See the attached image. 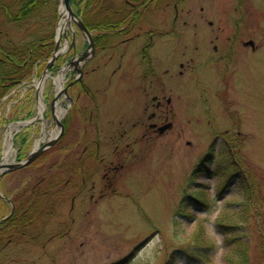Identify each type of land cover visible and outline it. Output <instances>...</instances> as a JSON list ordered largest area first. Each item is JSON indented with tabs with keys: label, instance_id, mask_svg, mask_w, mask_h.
Masks as SVG:
<instances>
[{
	"label": "rangeland",
	"instance_id": "1",
	"mask_svg": "<svg viewBox=\"0 0 264 264\" xmlns=\"http://www.w3.org/2000/svg\"><path fill=\"white\" fill-rule=\"evenodd\" d=\"M106 1L115 13L111 14L114 20L131 10L138 9L139 15L129 34L133 39L120 43L123 37L108 38L107 45L113 44L114 50L97 48L85 67L82 82L96 98L100 121L133 115L134 108L123 92L128 82L126 74L132 72L131 80L143 69L140 47L153 32L154 45L147 51L156 67L163 70V62L172 65L173 60L177 64L193 59L185 74L192 94L187 117L191 123L184 120L179 124L184 130L176 141L166 135L154 146L143 144L125 158L122 170L109 174L113 173L112 182L105 175L109 162L117 160L104 144L98 157H93L94 163L92 157L85 162L88 166L82 170V178L76 170L60 172L58 160L64 147H69L64 150L68 163L72 154L89 143L91 93L79 97L74 93L79 88H70L66 95L73 102L62 93L58 108L65 113L58 120L70 126L34 164L0 180V193L9 199L23 193L24 186L39 189L37 206L23 215L28 224L11 231L9 239H0V249L9 243L0 250V264H264V0ZM4 2L10 5L11 0ZM174 5L177 21L169 29ZM78 7L83 9V3ZM55 16L58 23L57 1ZM92 20L97 22L100 15ZM207 21L213 22V28ZM33 22H26L25 30L23 24L5 22L0 14V41L18 44L31 39L28 34L38 27H33ZM194 24L196 27H192ZM73 29L82 47L83 36L74 24ZM211 29H217L221 38L237 35L252 40L255 54L249 56L248 50L239 48L225 74L215 75L204 65L202 48L203 42L213 39ZM145 30L148 33L143 35ZM172 30L169 36L161 37ZM223 61L215 65L217 69ZM42 68L39 65L34 70L35 79ZM58 73L51 72L53 78L43 83L41 118L35 83L18 88L2 101L0 158L8 130L14 138L17 161L25 158L37 139L43 142L58 134L50 110V101L58 93L54 79L62 76L61 89L70 82ZM232 111L237 122H233ZM30 119L26 126L13 130L17 122ZM235 125L240 136L233 148L228 149L218 138L216 148L211 150L213 135L222 136L225 130L231 135ZM109 127L102 130L110 133ZM78 128L84 137L81 145L76 144L74 135ZM91 148L89 145L85 153ZM101 158L105 163H100ZM48 189V196L40 195ZM9 211L10 205L1 199L0 219Z\"/></svg>",
	"mask_w": 264,
	"mask_h": 264
},
{
	"label": "flooded vegetation",
	"instance_id": "2",
	"mask_svg": "<svg viewBox=\"0 0 264 264\" xmlns=\"http://www.w3.org/2000/svg\"><path fill=\"white\" fill-rule=\"evenodd\" d=\"M174 9L175 14L169 29H173L177 21L178 11L176 5H174ZM132 12L134 13V17L137 18V15H139L138 9L133 10ZM130 22L131 20L129 23ZM134 22L135 21H133L132 24L126 23L120 27L111 24V29L107 32L106 45H96V48L101 47L102 49H106V47H109V49L113 51L115 48L114 45H107L108 38L123 37V39L120 40V43H125L126 41L133 39L134 37L129 36V34L134 29ZM183 23L185 25L187 24L186 21H183ZM207 26L213 28V22L207 21ZM192 27H196V24ZM172 32L173 30L165 31L163 32L164 36L161 37L169 36ZM147 33V30L143 31V35ZM209 34L213 36V39L202 43V48L204 50L203 54L206 55L204 65L205 67H210L212 73L215 75L225 74L228 66L232 64L233 59L238 55L239 48L248 50L249 56L255 54L256 47L250 39L242 40L237 35H230L221 38L219 36L220 32L217 29H211ZM154 35L153 32H150L148 36L145 37L146 42L140 47L139 61L140 67H143V69L139 70L136 74H133L131 80L129 79V75L132 72L126 74L128 82L124 85L123 92L126 95V101L128 104L134 108L133 115L119 116L113 120H111V117H107L105 122H101V115H99L100 110L96 98L90 92V89L88 90L87 87L83 85L82 80L85 74H82L80 84L77 86L79 89L74 93L75 96L79 95V97H82L84 93H91L89 96V126L91 129V137H89V143L87 142L88 145H85L79 153L71 155L70 161H68L69 164L67 163L65 152L69 147H64L60 151V158L58 160L60 172L68 173L70 171L75 172L76 170L81 175L80 177L84 178L82 170L88 166L85 162L88 159H91V157H98L102 146L106 144L108 150L115 157L114 161L116 162L117 160L116 163L113 161L109 162L105 175L108 182H112L111 177L113 173L111 175L109 174L114 171L116 173L122 170L125 167V163L123 162L125 161V158L136 153L143 144L154 146L166 135H171L173 140L176 141V139L182 135L184 130L183 127H179V124H183L184 120H187V123H191L190 119L187 117L190 112L188 108L192 103V94L191 86L188 83L189 79L185 74L191 69V62L193 59L189 58L185 59V61H177V64L173 60V62H171L173 63L172 65L163 62V70L156 67L155 59L152 55L151 57L147 51L153 48ZM181 54L185 55L184 52ZM112 58L113 57L109 56V59ZM223 60H225V62ZM221 61H223V64L217 69V66L215 65H218ZM175 67H177L178 70L175 69ZM116 72L117 68L112 72L113 77L116 76ZM216 93L219 95L217 89ZM84 111L85 109L83 108L80 115H82ZM232 112H229V114H232L233 122H237L236 113L235 111ZM76 123L77 121L71 124L74 127ZM68 124L67 121H64L65 128L70 126V124ZM101 124L103 127L110 126L109 129L112 128V131L107 133V131L102 130L103 127ZM234 129L235 130H233L234 132H232L231 135H229L227 130L224 131L222 136L218 134L213 135L214 142L211 144V150L216 148L215 142L218 138L220 139V142L223 141V143L227 144L229 147L228 149H232L234 141L240 136V132L236 129V125ZM101 133L104 135L101 136ZM74 135L77 140L76 144L81 145V140H83L84 137L79 133V128L74 130ZM89 145L92 148L86 154L85 152ZM95 160L96 158H93L92 162L94 163ZM102 160L105 163L104 158L99 159L100 163H102ZM113 164L116 165L113 166ZM71 167L72 169H70ZM93 172L94 171L91 170V174ZM69 177H72L70 173Z\"/></svg>",
	"mask_w": 264,
	"mask_h": 264
},
{
	"label": "trees",
	"instance_id": "3",
	"mask_svg": "<svg viewBox=\"0 0 264 264\" xmlns=\"http://www.w3.org/2000/svg\"><path fill=\"white\" fill-rule=\"evenodd\" d=\"M55 2V0H11L9 2L10 5H8L4 0H0V14L5 22L18 26L23 24L25 30H27L26 22L33 19L32 26H38L28 34V37H31V39H23L18 44L0 41V98L13 86L30 79L35 72L34 70L39 65H43L50 57L53 49L52 40L56 24ZM80 3H83V9L78 7ZM70 4L87 28L89 30H98L97 32L107 30L111 24L118 27L129 20H131L130 23L132 24L135 20L134 16L132 18L128 14V16L125 15L121 19L114 20L111 14L115 15V13L108 8L106 0H70ZM45 8L47 12H44L46 14L44 16L42 10ZM96 14L100 15V20L93 22L92 18ZM1 34L0 31V36ZM106 37L104 34L95 36V44L104 46ZM26 168L20 171H24ZM36 188L30 187L28 189L24 186L23 193L12 199L15 205L14 211L7 220L0 223V239L8 238L11 231L28 224L29 221L25 220L23 215L31 207L37 206L35 203L36 197L39 196V189L36 190ZM48 191L49 189L42 191L40 195L48 196ZM27 197L28 199L26 200ZM7 245L9 243L2 245V249L0 250H3V247Z\"/></svg>",
	"mask_w": 264,
	"mask_h": 264
},
{
	"label": "water",
	"instance_id": "4",
	"mask_svg": "<svg viewBox=\"0 0 264 264\" xmlns=\"http://www.w3.org/2000/svg\"><path fill=\"white\" fill-rule=\"evenodd\" d=\"M64 9L68 13L69 21L74 23L76 27L79 29L81 34L85 37L87 41V48L84 52L80 53V56L73 57V59L66 65V68H71L72 73L75 72L80 77L82 75L81 67L82 65L91 57V55L94 53V47H93V41L92 36L90 32L88 31L87 27L84 25L80 17L73 11L69 0H62ZM64 38L67 37L66 33L63 34ZM60 39L61 35L57 34L55 38V46L52 52V55L41 75L40 80H43L52 66V64L56 61L57 57L62 53V51L59 49L60 46ZM74 46V34L72 32L71 37V43L70 47ZM78 80V79H77ZM68 87L64 88L62 92H66ZM61 92L55 97V99L51 103V111H52V117L55 123L60 127V133L54 137L53 139L47 141L45 144H43L40 148L32 150L29 155L21 162H13V163H2L0 162V179L10 172L22 169L26 166H28L31 162H33L44 150H46L48 147L52 146L58 138L63 134L64 128L62 124L56 119V116L54 114V102L57 100L58 96H60ZM2 197V195H0ZM9 203H11L10 200L6 199ZM9 216V215H8ZM7 216V217H8ZM6 217V218H7Z\"/></svg>",
	"mask_w": 264,
	"mask_h": 264
},
{
	"label": "bare ground",
	"instance_id": "5",
	"mask_svg": "<svg viewBox=\"0 0 264 264\" xmlns=\"http://www.w3.org/2000/svg\"><path fill=\"white\" fill-rule=\"evenodd\" d=\"M59 11H60V19H59V23H58V27H57V31L58 34H62L64 33L68 27L72 28L71 23L69 21V17H68V13L67 11L63 8V6L60 4L59 6ZM56 85H57V90L59 91L63 82V78L62 77H56ZM36 85L39 92H41L42 90V82L37 83ZM44 110V104L43 101L41 99V93L38 96V118L42 116ZM55 113H56V118H60L64 113L65 110H61V108H58L57 106H55ZM26 123H19L17 124L15 127H17L16 129L13 128L14 131H17L18 129H21L23 125H25ZM43 131H44V125H43ZM10 135H11V130H8L5 136V146H4V150H3V158L4 161H9L10 159H12L15 155V149L12 146L11 142H10ZM41 138L37 139L35 142V147H38L41 143Z\"/></svg>",
	"mask_w": 264,
	"mask_h": 264
}]
</instances>
